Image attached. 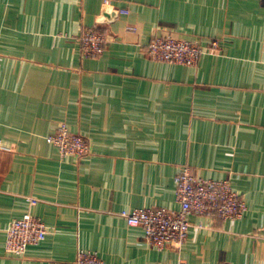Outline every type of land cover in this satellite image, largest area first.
Wrapping results in <instances>:
<instances>
[{
    "label": "crops",
    "instance_id": "1",
    "mask_svg": "<svg viewBox=\"0 0 264 264\" xmlns=\"http://www.w3.org/2000/svg\"><path fill=\"white\" fill-rule=\"evenodd\" d=\"M85 28L108 37L100 57L80 55ZM155 35L220 51L154 61ZM61 123L87 156L47 141ZM184 165L229 179L247 211L191 215L186 241L158 250L120 212L178 210ZM26 213L49 234L9 256L5 230ZM79 249L105 264H264V0H0V264H75Z\"/></svg>",
    "mask_w": 264,
    "mask_h": 264
},
{
    "label": "built area",
    "instance_id": "2",
    "mask_svg": "<svg viewBox=\"0 0 264 264\" xmlns=\"http://www.w3.org/2000/svg\"><path fill=\"white\" fill-rule=\"evenodd\" d=\"M127 14V9L119 10ZM79 52L84 58H97L104 54L108 37L95 29L85 28L78 36ZM217 40L207 45L196 41L179 39L171 35H155L147 49L154 61L177 65L196 66L205 54H218ZM47 141L59 150L62 158L81 159L91 152L88 139L72 133L66 123H61ZM176 200L178 210L159 208H136L124 210L120 215L130 226H141L144 239L158 250L179 247L189 235L192 226L189 217L198 215L213 220L236 221L244 217L247 203L241 193L235 191L229 179H203L187 165L182 166L176 177ZM35 204L36 201L31 199ZM5 253L22 257L30 246L43 242L49 234V227L38 217L26 213L13 219L5 230ZM75 264H105L98 253L79 249ZM179 264H187L181 261ZM220 264H230L227 262Z\"/></svg>",
    "mask_w": 264,
    "mask_h": 264
}]
</instances>
